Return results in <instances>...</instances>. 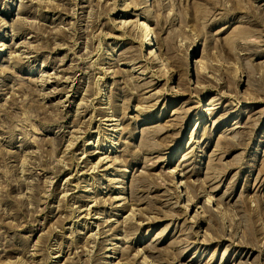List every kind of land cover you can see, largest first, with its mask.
Returning <instances> with one entry per match:
<instances>
[{
  "label": "rangeland",
  "instance_id": "374dc122",
  "mask_svg": "<svg viewBox=\"0 0 264 264\" xmlns=\"http://www.w3.org/2000/svg\"><path fill=\"white\" fill-rule=\"evenodd\" d=\"M0 44V264H264V0H0Z\"/></svg>",
  "mask_w": 264,
  "mask_h": 264
},
{
  "label": "bare ground",
  "instance_id": "6f19581e",
  "mask_svg": "<svg viewBox=\"0 0 264 264\" xmlns=\"http://www.w3.org/2000/svg\"><path fill=\"white\" fill-rule=\"evenodd\" d=\"M13 3V2H12ZM140 15V14H139ZM138 19V18H137ZM141 20H136V22H137V24H139V26H143L142 28H143V30H144V33H143V36H145V39H146V41L148 40V42L146 43L148 46H149V48H150V50H149V55H153V54H155L154 53V46H155V44L154 43H152V41H151V38L149 37V35H150V28H149V26L147 25V22L145 21V20H143V21H141ZM131 24H134V23H131ZM134 26V25H133ZM142 28H141V31H142ZM154 35V34H153ZM136 42V41H135ZM140 43V42H139ZM3 44V43H2ZM5 44V43H4ZM1 45V44H0ZM141 45V44H140ZM144 45V44H143ZM144 47V46H143ZM141 48V47H140ZM4 49V48H3ZM142 49V48H141ZM144 50V49H143ZM157 53V52H156ZM230 53V52H229ZM188 54V53H187ZM148 55V56H149ZM143 56V55H142ZM159 55H157V57H158ZM160 58V57H159ZM199 60H196V62H198ZM199 65H200V63H198ZM148 65V64H147ZM109 115V114H108ZM112 116V115H111ZM103 120H105V119H103ZM107 120L108 121H113L112 123H111V127L112 126H114V128H113V131H115L116 129H115V127L118 125V123L116 122L117 121V119H115V117L113 118V116L112 117H109V118H107ZM115 121V122H114ZM99 152V151H98ZM117 157L118 156H116V157H114V156H110V155H107V156H101L100 158H99V160H98V162H97V167L99 168V167H101V166H103L105 163H107L108 161H112V163L113 164H116V163H118V159H117ZM96 165H95V167H96ZM92 167H94V166H92ZM94 167V168H95ZM111 167H113L111 164L109 165V167H107V169H104V170H106V171H108L109 170V168H111ZM173 170H175V169H173ZM93 171V170H92ZM125 171V170H124ZM126 188V187H125ZM116 189H120L119 190V192H121V193H123V192H125L123 189H124V187H117ZM109 198H110V196H109ZM113 198H115V197H113ZM126 198V197H125ZM115 199H117V200H122L123 199V197H117V198H115ZM91 201V200H90ZM95 201V204L94 205H92V207H99L100 206V200L98 201V199H96V200H94ZM113 205V204H112ZM123 207L124 206V203L121 205H119L118 204V206L117 207ZM90 208V207H89ZM91 209V208H90ZM90 209H83V210H86V214H88V215H91V210ZM83 210H80V211H83ZM79 211V210H78ZM211 212V211H210ZM135 214V213H134ZM133 214V215H134ZM131 215V214H130ZM132 215V216H133ZM136 215H137V213H136ZM91 218H93L92 216H91ZM95 219H97V223H96V225L97 226H100V221H102L101 220V218H99V217H95ZM135 219V218H134ZM103 221H104V219H103ZM106 221V220H105ZM107 222V221H106ZM99 223V224H98ZM104 223V222H103ZM129 223V222H128ZM120 230V229H119ZM123 230V229H122ZM122 230H120V231H122ZM98 234V233H97ZM91 235H93L94 236V234H91ZM255 238V237H254ZM116 239H117V237H116ZM250 239V238H249ZM257 239V238H256ZM116 247V246H115ZM115 247H114V249H115ZM117 249V248H116ZM119 249V248H118ZM114 253H116L117 252V250H114L113 251ZM184 254V253H183Z\"/></svg>",
  "mask_w": 264,
  "mask_h": 264
}]
</instances>
